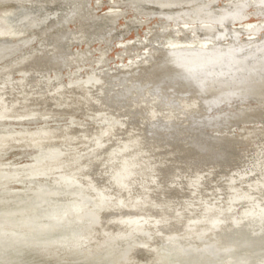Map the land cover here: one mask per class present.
I'll return each instance as SVG.
<instances>
[{
	"label": "bare ground",
	"instance_id": "1",
	"mask_svg": "<svg viewBox=\"0 0 264 264\" xmlns=\"http://www.w3.org/2000/svg\"><path fill=\"white\" fill-rule=\"evenodd\" d=\"M203 1L107 0L109 10L97 14L98 4L92 0H0V6L13 3L39 7V11L44 7L59 10L55 18L46 17V21L34 27L17 26L5 10L0 14V41L24 42L0 57V131L8 125L4 123L10 120L7 117L16 114L14 120L18 121L10 122L12 126L7 131L53 125L56 117H52L55 115L51 111L59 110L70 114L68 120H60L64 121L62 124L77 127L66 128L64 133L51 129L38 130L27 137L11 133L2 136L7 140H0V152L16 144L34 149L28 153L32 162L11 167H33L39 171L36 173L53 175L56 180L39 181L41 184L35 183L38 187L19 188L13 192L18 193L15 196L0 189V229L6 231L5 235L17 232L25 242L39 240L41 247L50 241L48 245L55 250L50 254L64 257L66 264H113L109 261L112 250V261L119 258L122 264H264V158L256 162L257 166L252 163L254 167L249 161L250 167L256 168L248 174L243 172L249 167L247 163H238L237 167L246 168L236 169L226 163L231 161H223L230 157V149L243 145L241 142L252 144L264 136V24H253L250 33L245 32L247 27L228 28L249 17H264V0H208L196 7ZM184 6H191L193 11L176 13ZM123 7L151 9L161 18L200 26L216 21L215 25H227L228 35H239L240 39L233 46L218 49H204L196 43L195 49H187L189 44L170 47L165 39V45L159 47V43L154 45L152 34L168 29L152 25L147 32L126 40L122 38L123 32H128L137 21L128 18L120 23V27L125 25L120 30L111 26L119 17L129 16ZM148 22L151 20L144 23ZM219 27L199 28L205 35L224 30ZM48 34V50L59 48L64 57L55 60L58 50L50 55L31 53L15 66L9 63L17 52L18 56L30 52L34 46L31 44L40 43L39 39L44 40ZM252 34L261 37L255 46L258 51L245 55L243 50L253 40ZM74 43L83 47L71 50ZM112 43L118 48L117 59L106 54ZM129 51L138 55H123ZM48 60L56 64L54 68L45 67ZM218 69L220 74L216 75ZM229 72L242 73L237 74L238 78L233 75L236 80L226 81ZM204 75L206 79L201 80ZM48 104L54 108L41 107ZM221 104L225 106L216 109ZM30 105L37 107L29 108ZM36 112L39 116L32 117L31 113ZM77 113L85 114L86 121L77 118ZM180 114L186 116L179 120ZM197 115L204 116L205 124L199 122L202 118L197 121ZM247 122L262 124L245 126L238 134L231 130L223 135L213 133ZM57 141L73 143L75 152L60 151L52 144ZM213 167L231 168L229 171L234 172L228 173L219 186L226 192H217L211 186L213 197L206 198L201 193L214 177L210 173L209 180L204 175ZM190 170L193 173L186 177ZM13 177L11 172L0 171V185ZM97 177L104 180L103 184L98 180L101 186L96 185ZM185 190L188 198L175 206L172 197ZM85 205L90 206L83 209ZM49 216L58 218L46 222ZM42 234L43 239L36 237ZM50 237L56 243L68 242L69 247L64 244L62 253L64 248H55ZM90 239L99 247L85 253L83 247ZM4 240H0V264H39L32 259L22 260V254L9 256ZM160 241L168 244L161 247ZM118 242L119 248L109 249ZM143 255L147 256L144 260H136ZM51 260V264H61Z\"/></svg>",
	"mask_w": 264,
	"mask_h": 264
},
{
	"label": "rangeland",
	"instance_id": "2",
	"mask_svg": "<svg viewBox=\"0 0 264 264\" xmlns=\"http://www.w3.org/2000/svg\"><path fill=\"white\" fill-rule=\"evenodd\" d=\"M96 1H98V0H96ZM100 1V0H99ZM95 2V0H92V2H93V4H96V6H97V4H98V6H97V8H96V6L95 5H93V6H95V8H96V13L97 14H103L102 12H104L105 13V10H109V4H107V0H101V2ZM225 1H228V0H225ZM245 1V0H244ZM253 1V0H252ZM95 2V3H94ZM209 1L208 0H204L203 1V3H197V5H196V7H198V5H202V4H206V3H208ZM227 3V2H226ZM231 3V2H230ZM247 3V2H246ZM102 4V5H101ZM214 6V5H213ZM108 7V8H107ZM215 7V6H214ZM213 7V8H214ZM217 7V6H216ZM119 8V7H118ZM126 7H123V10L126 12V14H129V16L128 17H119L118 19H116L117 20V23L116 24H114V23H112L111 24V26H114V25H116V27H117V30H120V29H122V28H124L125 27V25H123V26H121L120 27V25L122 24V23H124L123 21H127L128 20V18L129 19H132V21H137V23H136V25L135 24H133V25H131L132 26V28L127 32H123V37L122 38H124V39H128V38H130V37H134V38H136V34L137 33H140V34H142V33H144V32H147L148 31V29L149 28H151L152 27V25L153 26H156V27H158L159 28V26H160V28H163V29H168L167 31H162L163 33H159V32H154L153 34H152V36H154V38H153V42H154V45H156L157 43H159L160 45H159V47H162V45L164 46L165 45V43H166V45L167 46H174V45H191V46H189V48H187V49H191L193 46H194V44L196 43V44H198V45H200V47H203L204 49H206V48H210V49H218V48H224V47H227V46H233L234 44H236V43H238L239 42V35L238 36H236V38H235V36H231V35H228V33H230V32H228V29H227V25H222L221 26V24H216L215 25V23H217L216 21H214V22H207V23H203L201 26H200V24H196V23H193V22H181V21H177L176 22V20H168V19H166V18H161V17H159L155 12H153L151 9H132V8H126ZM146 8H148V6H146ZM260 8V7H259ZM217 10L218 8H214V10ZM3 10H5V11H7L8 13H9V18H10V20L11 21H13V22H15V24H17V26H20V27H22L23 25H32L33 27L34 26H36L38 23H41V21H44L45 19H48V18H55V16H57V12L59 11H57V10H54V11H51L50 9H46L45 7L44 8H42L40 11H39V7L38 8H30V7H27V6H24V5H17V4H10V3H8V4H3V5H1L0 6V14H1V12H3ZM144 10V11H143ZM148 10H150V11H148ZM37 11V12H36ZM39 11V12H38ZM131 11V12H130ZM193 11V9H192V7L191 6H184L183 8H181V9H178L177 11H176V13H190V12H192ZM224 11V10H223ZM133 12V13H132ZM143 12V13H142ZM216 12H218V11H216ZM40 13V14H39ZM139 13V14H138ZM52 15V16H51ZM141 15L143 16V17H141ZM138 16V17H137ZM140 16V17H139ZM218 16V15H217ZM45 17V18H44ZM46 17H48V18H46ZM146 17V18H145ZM157 17H159V18H157ZM152 18V19H151ZM125 19V20H124ZM141 19V20H140ZM258 19V20H257ZM260 19V20H259ZM150 21L151 20V22H148L149 24H145L144 22L145 21ZM160 20V21H159ZM165 20V21H164ZM46 21V20H45ZM154 21H156V22H154ZM169 23H167V22ZM250 21H252V23L250 22ZM154 22V24H152ZM162 22V23H161ZM175 22V23H174ZM249 22V23H248ZM261 23V24H264V17H249V19L248 20H246V21H242V22H237V23H235V25L234 26H232V25H230V26H228V28L230 27H239L240 28V26L241 27H247L246 28V30H245V32H247V31H249V33H250V30H249V28H250V26H252L253 24H255V23ZM121 23V24H120ZM142 23V24H141ZM167 23V24H166ZM171 23V24H170ZM180 23V24H179ZM145 24V25H144ZM164 24V25H163ZM176 26H175V25ZM179 24V25H178ZM192 24V25H191ZM193 24H194V26H193ZM206 24H207V26H206ZM240 24V25H239ZM249 24V25H248ZM158 25V26H157ZM162 25V26H161ZM185 25V26H184ZM209 25H211V26H209ZM218 25H220V27L219 28H224V30L223 31H213L212 33H210V34H202L203 33V31L201 30V28H199V27H208V28H211L212 26H214V27H218ZM247 25V26H246ZM147 26H149V27H147ZM71 27H73L72 25H71ZM145 27V28H144ZM179 27V28H178ZM182 29H181V28ZM119 28V29H118ZM148 28V29H147ZM189 28V29H188ZM229 28V29H230ZM72 29V28H71ZM185 29V30H184ZM190 29H192L191 31H190ZM193 29H194V31H196V32H199V33H196V32H194L193 31ZM220 30V29H219ZM182 31V32H181ZM227 31V32H226ZM192 32H194V33H192ZM217 32V33H216ZM218 32H219V34H218ZM223 32V33H222ZM159 33V34H158ZM170 33V34H169ZM201 33V34H200ZM217 35H216V34ZM227 33V34H226ZM188 34V35H187ZM198 34V35H197ZM216 36H215V35ZM240 34V33H239ZM182 35V36H181ZM200 35H202V36H200ZM221 35V36H220ZM225 35V36H224ZM256 36H257V38L255 37V36H253V34H252V41H250L251 43H247V46L245 47V49L243 50V52H245V55L246 54H248L249 52H250V54L252 53H254L255 51H258V49L255 47V46H257L258 44V41L261 39V37H259V35H257V34H255ZM178 36V37H177ZM184 36V37H183ZM187 36V37H186ZM190 36V37H189ZM198 36V37H197ZM207 36V37H206ZM219 36V37H218ZM85 37V36H84ZM84 37L81 39V41L84 39ZM176 37V38H175ZM202 37V38H201ZM211 37V38H210ZM215 37V38H214ZM226 37H229V38H226ZM254 37V38H253ZM49 34L47 35V37H45L44 38V40H43V38L42 39H39V41H40V43H37V44H31L33 47L31 48V51L30 52H26V53H23V54H21V55H19L18 56V52L15 54V55H13V57H11V58H13V59H11V61L9 62V63H12V66H15L16 64H18V63H20V62H18L19 60L20 61H23L29 54H31V53H33V54H37V53H43V54H47V55H50V54H52V52H54V51H58L59 50V48L57 49V50H48V45H45V44H49ZM156 38H158V39H156ZM185 40V42L186 43H184V40ZM186 38H187V41H186ZM233 38H235V39H233ZM166 40V42H165V40ZM178 39V40H177ZM228 39H229V41H228ZM46 40V41H45ZM125 40V41H126ZM159 40V41H158ZM172 40V41H171ZM200 40H202V41H200ZM204 40V41H203ZM208 40V41H207ZM231 40V41H230ZM80 41V42H81ZM99 41V40H98ZM169 41V42H168ZM178 41H180V42H178ZM190 41H192V42H190ZM199 41V42H198ZM217 41V42H216ZM255 41V42H254ZM42 42H43V44H42ZM165 42V43H164ZM181 42H183V43H181ZM213 43V44H211V43ZM227 42V43H226ZM113 43L114 44H116L117 43V41H113ZM112 43V47L109 49V51H107V56L108 57H113V59H117V57H116V52L118 51V48H117V46H114V44ZM254 43V44H253ZM22 44H24V42H21V44L19 43V42H15V41H10V40H7V41H5V40H2V41H0V57H2L3 55H5V54H8V53H11V52H13V51H15L16 49H18V47L20 46V45H22ZM39 44V45H38ZM172 44H174V45H172ZM209 44H210V46H209ZM228 44V45H227ZM256 44V45H255ZM45 45V46H44ZM205 45V46H204ZM207 45V46H206ZM213 45V46H212ZM221 45H223V46H221ZM36 46V47H35ZM39 46H40V48H39ZM97 46V45H96ZM23 47H24V45H23ZM74 47V48H73ZM77 47H78V49L80 48H82L83 46H80V45H76L75 43H74V45L73 46H71V50H73L74 49V51H76V49H77ZM151 47V46H150ZM47 48V49H46ZM202 48V49H203ZM264 48V47H263ZM262 48V49H263ZM34 49V50H33ZM41 49V50H40ZM45 49V50H44ZM91 49H93V47H91ZM159 49H163V48H159ZM192 49H195V47H193ZM261 50V49H260ZM10 51V52H9ZM114 51V52H113ZM48 52V53H47ZM60 52V50L57 52V56H56V59L55 60H58L59 58H62V57H64L61 53H59ZM130 53H128V52H125V53H127V54H123V55H125V56H130V55H132L133 57L135 56V55H138V53L137 52H135V51H129ZM140 52V51H139ZM113 54H114V56H113ZM134 54V55H133ZM15 56V57H14ZM17 56H18V58H17ZM132 56H130V57H132ZM115 57V58H114ZM24 58V59H23ZM89 58V57H88ZM13 60V61H12ZM17 60V61H16ZM53 61V60H52ZM50 62L49 60L47 61V62H44V64H45V67H50V66H52L53 68L55 67L54 65H56L55 63H53V62ZM46 63H48V64H46ZM51 63V64H50ZM50 64V65H49ZM109 64H111V65H113V66H115L114 65V63L112 62V61H109ZM85 66V65H84ZM58 68V67H57ZM69 68V66L65 69L64 68V73L66 72V70ZM87 68V67H86ZM58 69H60V68H58ZM50 70V69H49ZM17 71V73H19L18 71L19 70H15V72ZM232 72V71H231ZM231 72H229V74L231 75H229V74H227L225 77V80L227 79L228 81L230 80V81H234V79H235V76H237V74H238V76H240L241 75V73L239 72V73H235L234 72V74L233 73H231ZM50 74H52V72H50ZM220 74V71H219V69L216 71V75H219ZM222 74V73H221ZM233 75H235L234 77H233ZM231 78H230V77ZM238 76H237V78H238ZM65 78V77H64ZM203 78V79H202ZM215 78V77H214ZM230 78V79H229ZM236 78V79H237ZM66 80H67V78H65ZM201 80H205L206 79V76L204 75V77L202 76L201 78H200ZM235 79V80H236ZM226 80V81H227ZM167 82V81H166ZM238 101H239V99H238ZM231 103V102H230ZM233 103V102H232ZM32 106V107H31ZM52 106V107H51ZM222 106V107H221ZM223 106H225V104L223 105V104H221L219 107H216V109H219L220 107L221 108H223ZM34 107H37L36 105H30L29 106V108H34ZM41 107H43V109L45 108V109H49V107H50V109H53L54 108V106L51 104H48V105H43V106H41ZM48 107V108H47ZM214 109V108H213ZM215 110V109H214ZM214 110H212L211 111V113H213L214 112ZM59 112V113H58ZM91 112V113H90ZM61 113V114H60ZM89 113L90 114H92V115H97L98 113H95V111H89ZM95 113V114H94ZM188 113V112H187ZM208 113H210L209 111L206 113V116H208ZM39 112H36V113H31V115H32V117H38L39 116ZM51 114H54L55 116H52V117H56V121H55V123L53 124V125H41L38 129H29L28 130V128H21V129H13L11 132L10 131H7L6 129H7V127L9 126V127H11L12 125L11 124H9L10 122H17L18 120H14V118H16L17 117V114L16 115H11V116H9V117H7V118H9L10 120H7V121H4V123H6V124H8V125H5L4 127V131H0V140L1 141H5V140H7V138L6 137H2V136H4V135H7V134H12V136L13 135H21L22 137H27V136H29V135H31V134H33L34 132H38V130H39V132H42V131H44V130H51V129H54V130H56L57 131V133H62L66 128H70V129H77V127H73V126H66L64 123L62 124L61 122H64V121H61L60 122V120H63V119H67V118H69V116L68 115H70L69 114V112L68 111H66V110H59V111H51ZM81 114V115H80ZM59 115V116H58ZM14 116V117H13ZM77 118H79V119H84L85 120V118H87V116L85 115V114H82V113H77L76 115H75ZM82 116V117H81ZM180 117H179V120L181 119H183L185 116H182V114H180L179 115ZM182 117V118H181ZM203 115H197V121H199L201 118V120L199 121V122H204V124H205V120L203 119ZM36 119H38V118H36ZM68 120V119H67ZM72 120V119H71ZM21 121V120H20ZM86 121V120H85ZM256 123V122H255ZM254 122H247V123H243V124H239V125H233V126H231V127H228V128H225V130H221L222 132H219V131H214L213 133L214 134H218V133H221V135H223V134H225L226 133V130L228 131V130H231V131H233V132H238V133H240V132H242V130H243V127H250L249 125H251V126H254V124H255ZM51 124V123H50ZM181 124V123H180ZM262 123H257V124H255V126H257V125H261ZM60 125H63V126H60ZM65 125V126H64ZM210 125H213V124H210ZM242 125V126H241ZM244 125V126H243ZM89 127H91V125L89 124L88 125ZM238 128H241V129H238ZM43 129V130H42ZM234 129V130H233ZM237 129V130H236ZM0 130H1V128H0ZM9 132V133H8ZM31 133V134H30ZM64 133V132H63ZM237 133V134H238ZM18 136V137H19ZM263 140H262V139ZM258 139H259V141H260V139L264 142V136L263 137H258ZM258 139H256V140H253V142H252V144L250 143L249 144V142L247 141H243V142H241L243 145H241V144H239V146L238 147H236V148H232V149H230L229 150V152H231V154L233 155V156H231V154H230V157L232 158V160H233V158L235 157V160H230V157H228V158H226V159H224L223 161L224 162H226V160L227 161H231V163L233 162V164L231 165V163L230 162H226L227 164H228V166H229V164H230V167L232 166L233 168H236V169H243V168H246V167H237V165H238V163H239V165H241V164H248V166L249 167H247L245 170H247V171H245V170H243V172L246 174H248V172H253L254 170H252V169H255V168H253L254 166H257V163L256 162H258L259 163V160H261L262 158H264V151H262V149L261 148H263L264 149V143H262L261 141H260V143H261V145H260V143H259V141H258ZM255 141V142H254ZM256 141H257V144H256ZM26 143V142H25ZM28 143V142H27ZM66 143V144H65ZM247 143H248V145H247ZM52 144H54L55 146H56V148H58L60 151H64V150H71L70 152L71 153H74L75 152V145H73V143H71V142H64V143H62L61 141L59 142V141H57L56 143L54 142V143H52ZM17 146H15V145H12L11 147H9L8 149H5V150H2L1 152H0V164H2L3 166H5L7 169H5V167H0V171H7V172H11L13 175H14V177L11 179V180H4L5 182H2V184L0 185V189H1V191L3 192V191H8V193L7 194H10L11 196H15L16 194L18 195V193L16 192V193H13L15 190H17V189H19V188H24V187H30L31 185V187H36L37 185L36 184H41L39 181H42V182H45V181H48V182H51V183H53V180H54V177L55 176H53V175H46L45 176V174L44 173H36V172H39V171H37V169L35 170V169H33V167H11L10 165H12V164H15V166L17 165V164H24V163H26V162H32V160L33 159H31V157H29V155H28V153L30 154L31 153V151L33 150L34 151V149H32V148H28L29 146H27V144H24V146H22V144L20 145V144H16ZM26 145V146H25ZM45 145V144H44ZM46 145H48V146H50L49 144H46ZM70 145V146H69ZM253 145H256V150H255V146H253ZM257 145L259 146V147H261V148H258L257 147ZM248 146V147H247ZM252 146L254 147V148H252ZM66 147V148H65ZM242 148V149H241ZM245 148V149H244ZM247 148V149H246ZM250 148L251 149H254L253 151L251 150L250 151ZM260 150V151H258L257 152V150L258 149ZM64 149V150H63ZM239 149H240V151H239ZM234 150V151H233ZM236 150V151H235ZM244 150V151H243ZM246 150V151H245ZM241 151H243V154H241L242 156H243V158H240L241 157V155H240V153H239V155H238V153L237 152H241ZM249 151V152H248ZM256 151V152H255ZM228 152V153H229ZM234 152V153H233ZM245 152V153H244ZM250 152H252V153H254V154H256V157H255V155L253 154L252 155V153H250ZM263 153V155L261 156V154L260 153ZM242 153V152H241ZM250 156H248V155ZM258 154H260V157H259V155ZM23 155V156H22ZM246 155V156H245ZM227 156H229V155H227ZM240 156V157H239ZM247 156H248V158H247ZM239 157V158H238ZM246 157V158H245ZM259 157V158H258ZM27 158V159H26ZM239 159L238 161L239 162H237V160L236 159ZM255 159V160H252L251 161V159ZM229 159V160H228ZM242 160V161H241ZM241 161V162H240ZM251 162V165L253 166V164H254V166L253 167H250V162ZM254 161V162H253ZM224 164L223 163V166H227V164ZM234 163H236V165L234 164ZM253 163V164H252ZM256 163V164H255ZM234 165H235V167H234ZM1 166V165H0ZM25 168V169H24ZM98 168V167H97ZM200 168H206V167H200ZM251 168V169H250ZM264 168V167H263ZM215 169H216V167H213V168H211L210 170H209V172H207V176H206V174L204 175V177L206 178L207 177V179H209L210 180V178H212V177H214V178H212V180L211 181H208L207 183H209V182H211V183H209V184H205L206 185V187L203 189V191H202V193L201 194H204V195H206V198H211V197H213L212 195L213 194H211L210 192H211V186H213V188H215L214 190H216L217 192H219V191H221V192H226L227 190L226 189H224L223 187H221L222 189L220 190V187L219 186H221L223 183H224V179L227 177V174L228 173H232V172H234L233 171V169L231 170V171H229V169H231V168H226V169H224V171H223V169L220 167V170L221 171H223V172H220V170H219V167H217V169H216V171H215ZM262 169V165H261V167H260V171L261 172H263V169ZM218 170V171H217ZM250 170V171H249ZM259 170V169H258ZM216 172V173H215ZM36 173V174H35ZM193 172H191V170L190 171H187L186 173H185V175H186V177L187 176H190L191 174H192ZM213 175H211V174ZM214 173V174H213ZM225 173V174H224ZM23 174V175H22ZM220 174H222V175H220ZM22 175V176H21ZM251 175V174H250ZM250 175H247V176H245V177H248V176H250ZM253 175V174H252ZM208 176H212V177H208ZM34 177V178H33ZM52 177V178H51ZM185 177V178H186ZM48 178V179H47ZM101 178V177H100ZM99 177H97V178H95V181L97 182L96 183V185H98L99 183H98V180H99V182H100V184L102 183H104V180L101 178L100 179ZM184 178V179H185ZM34 179V180H33ZM182 179V178H181ZM184 179H182V180H184ZM32 180V181H31ZM52 180V181H51ZM14 181V182H13ZM27 181H28V183H27ZM56 180H54V182H55ZM103 181V182H102ZM212 181H214V182H212ZM13 182V183H12ZM25 182V183H24ZM220 182H221V184H220ZM36 183V184H35ZM217 186L218 185V187L216 188V186L214 185V184ZM26 184V185H25ZM99 184V185H100ZM25 185V186H24ZM28 185H30V186H28ZM207 185H209L208 187L210 188V189H208L207 188ZM101 186V185H100ZM215 186V187H214ZM224 186V185H223ZM38 187V186H37ZM11 190V191H10ZM34 190H35V188H34ZM38 189H36V191H37ZM27 192H30V191H28V190H26ZM188 190H185L184 191V193L183 192H181V193H179V197L177 196H175V197H172V200H173V203H174V205L175 206H177L176 204H177V202L178 201H181V199H182V201H184L185 199H187L188 197H186L185 195L186 194H188V192H187ZM4 192V193H5ZM31 193H32V191H31ZM254 193H256V191H254ZM207 194H209V197H208V195ZM175 201V202H174ZM90 205H85L84 206V208L83 209H87L88 207H89ZM179 206V205H178ZM177 206V207H178ZM56 219V218H58V217H56V216H54V217H48L47 219H46V222H54L53 221V219ZM61 222V221H60ZM1 232H4V233H1ZM26 232V231H25ZM54 233H55V231H53ZM5 233H6V231H3V230H1L0 229V234H2V235H4V237L6 238H4L3 236H1L0 235V240H4V250H5V252H7L8 253V255L9 256H12V255H19V254H22V260H24V261H26L27 259L30 261V259H32L33 261L32 262H34V263H39V264H43V262H45L44 264H51V259H53V260H56V261H58V262H60L61 264H66L67 262H65L64 263V261H66L65 260V258L64 257H62V256H60V255H52V254H50V252L52 253V248H53V246L50 244V245H48L49 243H50V241H49V243H47V246H39L40 244H39V240L38 241H31V240H34L35 238H32V239H30L29 241H27V242H25L24 240H23V235L22 234H20L19 235V233H17V232H13V233H10V234H6V235H9V236H6L5 235ZM31 233H33V232H31ZM29 234V233H28ZM14 236V237H13ZM2 237H3V239H2ZM29 237V236H28ZM36 237H39L40 239H41V237H42V239L45 237V235H41V236H36ZM54 237V236H53ZM22 238V239H21ZM50 240H52V242L54 243H52L53 245H54V247L55 248H58L59 250H61V248L60 247H65V246H68L69 247V244H68V242H61V241H59V242H57L56 243V239H54V238H52V237H50L49 238ZM11 240V241H10ZM12 240H14L13 242H12ZM1 242V241H0ZM87 246L86 247H83V252H85V253H88V252H93V251H95L94 249H96L97 247H99V245H97V243L96 244H94V243H91L92 241H91V239L90 240H87ZM165 241H163L162 243H161V241H160V245L159 246H165L166 244H168V243H164ZM16 243V244H15ZM37 243V244H36ZM111 243V242H110ZM65 244V246H63ZM93 244V245H92ZM108 244V243H107ZM117 244V245H116ZM116 244H111L112 246H109V244H108V246H109V249H114V248H119V244H120V242H118V243H116ZM7 245V246H6ZM18 245V246H17ZM22 245V246H21ZM25 245V246H24ZM34 245V246H33ZM10 246V247H9ZM82 246V245H81ZM107 246V247H108ZM9 247V248H8ZM47 247V248H46ZM1 248V247H0ZM36 248V249H35ZM101 248V247H100ZM99 248V249H100ZM103 250H106L107 248L106 247H103L102 248ZM9 252H8V251ZM64 250H65V248L63 249V250H61L62 251V253L64 252ZM68 250H69V248H68ZM14 251V252H13ZM36 251V252H35ZM53 251H55V250H53ZM113 251V253H111V257L112 258H114L115 257V255H114V251L115 250H112ZM94 253H96V252H94ZM28 254V255H27ZM100 254V253H99ZM24 255V256H23ZM113 255V256H112ZM140 255H142V254H139V256ZM97 256V255H96ZM106 256V258H108V257H110V255L107 253V255H105ZM98 257H100V256H98ZM102 257V256H101ZM109 258V261H111L113 264H122V259H119V258H117L116 260H115V262L114 261H112L113 259L112 258ZM147 256H145V255H143L141 258H138V257H136V260H144L145 258H146ZM63 261V262H62ZM119 261H121V262H119ZM31 262V261H30ZM54 262V261H53ZM13 264H17L16 262L15 263H13Z\"/></svg>",
	"mask_w": 264,
	"mask_h": 264
}]
</instances>
